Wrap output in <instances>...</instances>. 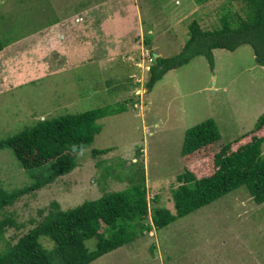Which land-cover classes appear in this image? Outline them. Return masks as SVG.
<instances>
[{"label": "rangeland", "instance_id": "obj_1", "mask_svg": "<svg viewBox=\"0 0 264 264\" xmlns=\"http://www.w3.org/2000/svg\"><path fill=\"white\" fill-rule=\"evenodd\" d=\"M136 3L142 29L128 36L124 46L113 35L102 36L106 33L103 20L121 8L115 0H0L4 47L0 52V141L44 119L104 107L125 108L98 121L102 131L80 153L73 172L6 208L24 227L8 229L0 250L42 221L53 201L68 210L106 193L130 189L139 168L144 170L150 212L156 206L175 214L172 190L179 186L177 177L186 172L181 156L185 134L206 120L215 121L222 142L231 144V151L254 136L264 137V132L254 130L264 114V66L257 64L250 45L233 52L216 49L213 68L192 47L188 63L169 71L152 91L147 86L148 55H182L190 24L197 21L203 31L217 29L226 0ZM232 6L234 13L244 17L241 3ZM84 7L89 9L79 14ZM64 34L71 38L60 52L46 45ZM91 39L106 40L105 47L96 48L83 60L75 51L95 46L89 44ZM137 40L141 46L134 47L136 51L105 60L110 45L128 49ZM222 146L204 149L189 171L198 179L212 175L215 154ZM109 148L106 155H92L95 149ZM261 150L264 157V143ZM46 167L27 170L12 149L0 150V179L8 192L32 187L46 176ZM150 223V219L144 222ZM152 231L91 264H264V203H255L244 187ZM41 243L54 248L49 238H41ZM86 244L95 250L96 240Z\"/></svg>", "mask_w": 264, "mask_h": 264}, {"label": "trees", "instance_id": "obj_2", "mask_svg": "<svg viewBox=\"0 0 264 264\" xmlns=\"http://www.w3.org/2000/svg\"><path fill=\"white\" fill-rule=\"evenodd\" d=\"M198 4L208 0H195ZM234 3H241L244 17L233 12ZM220 14V27L203 31L197 21L189 28V40L185 52L171 58H155L150 67L149 91L169 71L188 63L196 48L197 56L205 57L214 67L216 49L235 51L243 45L254 50L257 64L264 66V0H226ZM147 45L149 44L148 41ZM0 42V52L3 50ZM192 54V55H189ZM109 110V112H108ZM125 112V108L111 110L98 108L81 114L65 115L56 119H44L32 129L0 141V150L8 147L27 170L43 169L46 176L29 188L8 192L0 179V244L6 241L8 229L23 228L14 213H6L24 195L53 184L69 175L77 167L82 151L90 147L102 131L99 120L108 115ZM264 132V114L254 127ZM214 120L209 119L189 129L184 138L181 156L186 172L177 177L179 186L172 190L175 214L167 208H153L147 203L144 170L131 178L132 187L119 192L106 193L94 201H86L72 209L63 210L53 201L50 210L34 228L19 238L15 244H6L0 250V264H91L104 255L132 244L152 228L163 229L177 219L210 205L225 195L245 188L257 204L264 203V157L261 145L264 137L252 140L231 151V144H224ZM222 146L215 154V172L198 179L188 167L198 162L206 148ZM111 149L93 150V157L106 155ZM135 164V163H134ZM132 164V165H134ZM157 197L154 202L157 203ZM42 215V213H41ZM42 217V216H41ZM150 219L147 226L144 222ZM134 228V229H133ZM41 238H49L53 249L45 248ZM96 240L95 250L87 242Z\"/></svg>", "mask_w": 264, "mask_h": 264}, {"label": "crops", "instance_id": "obj_3", "mask_svg": "<svg viewBox=\"0 0 264 264\" xmlns=\"http://www.w3.org/2000/svg\"><path fill=\"white\" fill-rule=\"evenodd\" d=\"M115 2H117V4L120 3L121 8H120V10H118V9L115 10L113 14H110L109 16L106 17V19L103 20L104 23L102 25V27H103L102 30L105 31L106 33L102 34V36L105 35V37H112L111 35H113L114 39L116 38L115 40H116L117 44L123 43L125 46V42H126L127 37L134 34L137 29H142L141 28V21H140L141 13L138 9V4L136 3V0H115ZM88 9L89 8L84 7L79 12V14L84 13V11L88 10ZM77 16L75 19L76 21H78ZM82 21H84V20H82ZM139 22H140V24H139ZM69 37H70V35L64 34L61 36L60 39L58 38L57 40H54L52 43H49L46 45L51 46L58 53V52H60V50L65 48V45H66ZM101 41H103L104 43L97 42V41L95 42L94 39H91V41H89V44L94 43L95 46L88 45L87 47L84 46L82 48H78V49H76L75 54L77 56H80V58L83 57V60H86L87 57H89L86 55L92 54L93 50H95L96 48L105 47L106 40H101ZM145 41H147V40H145ZM138 44H139V41L136 44L134 43V45L131 44L132 47L128 46L127 47L128 49H126V47H122L121 45H115V46L110 45V47L107 48L105 60H107L108 57H113L114 55L125 56L126 53L131 52L134 49V47L136 49ZM42 45H44V44H42ZM40 46H41V44H40ZM148 47H150V46H148ZM89 60L91 61V57Z\"/></svg>", "mask_w": 264, "mask_h": 264}, {"label": "clouds", "instance_id": "obj_4", "mask_svg": "<svg viewBox=\"0 0 264 264\" xmlns=\"http://www.w3.org/2000/svg\"><path fill=\"white\" fill-rule=\"evenodd\" d=\"M147 41H148L149 43H151V41H150L149 39H147ZM145 43H147V42L145 41ZM143 46H145V45H143ZM146 46H149V45L146 44ZM149 49H151V48H149ZM149 55H150V54H149ZM153 55H154V54H153ZM155 55H156V54H155ZM155 55H154L155 58L159 57L158 55H156V56H155ZM148 61H149V59H148ZM152 232H153V231H151L150 233H152Z\"/></svg>", "mask_w": 264, "mask_h": 264}, {"label": "built area", "instance_id": "obj_5", "mask_svg": "<svg viewBox=\"0 0 264 264\" xmlns=\"http://www.w3.org/2000/svg\"><path fill=\"white\" fill-rule=\"evenodd\" d=\"M148 59H149L150 62L153 61V58L151 57V55H148Z\"/></svg>", "mask_w": 264, "mask_h": 264}, {"label": "water", "instance_id": "obj_6", "mask_svg": "<svg viewBox=\"0 0 264 264\" xmlns=\"http://www.w3.org/2000/svg\"><path fill=\"white\" fill-rule=\"evenodd\" d=\"M156 56V55H155Z\"/></svg>", "mask_w": 264, "mask_h": 264}]
</instances>
